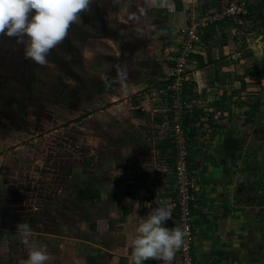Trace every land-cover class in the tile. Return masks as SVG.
Returning <instances> with one entry per match:
<instances>
[{
	"label": "crops",
	"instance_id": "obj_1",
	"mask_svg": "<svg viewBox=\"0 0 264 264\" xmlns=\"http://www.w3.org/2000/svg\"><path fill=\"white\" fill-rule=\"evenodd\" d=\"M245 1L251 12V47L247 49L229 26L221 24L207 31L188 71V109L183 125L190 137L191 170L202 186L193 215V253L201 264H217L220 259V264H264V206L258 213L257 200L258 80L264 85V78L244 75L246 66L251 65L264 75V0ZM200 3L144 1L143 16L131 25L142 41H134L126 49L130 54H120L111 44L103 56L111 64L103 83L110 84L112 101L117 103L114 107L128 106L127 116L117 120H128L131 133L150 134L145 149L131 144L113 154L108 165L110 176L96 179L93 197L83 196L94 202L96 214L85 218L83 235L76 239L91 250L80 264H86V258L89 264H128L138 218L161 203L167 204L172 187L171 160L160 129L167 121L168 105L160 94L189 12L201 11ZM125 61L142 78L121 81L118 74L127 73ZM235 75L244 76L245 88L255 96L249 101L246 97L233 110L230 100L235 98L237 82L230 78ZM224 88L229 90L222 95ZM119 90H128L127 98L118 97ZM227 141L232 150L226 149ZM246 153L251 154L252 168L246 164ZM164 226L175 227L174 215ZM145 264L162 262L149 260Z\"/></svg>",
	"mask_w": 264,
	"mask_h": 264
},
{
	"label": "rangeland",
	"instance_id": "obj_2",
	"mask_svg": "<svg viewBox=\"0 0 264 264\" xmlns=\"http://www.w3.org/2000/svg\"><path fill=\"white\" fill-rule=\"evenodd\" d=\"M144 1L91 0L65 40L50 51L46 66L26 59L24 45L16 38L0 35V264H23L27 258L28 246L18 230L22 223L31 229L29 243L47 247L48 264H80L90 254V248L76 241L83 235L85 218L96 214L94 202L83 196L93 197L96 179L110 176L113 154L131 144L145 149L150 134L128 131L129 121L117 120L127 116L128 106L114 107L117 103L110 93L95 91L111 66L103 57L108 46L130 54L126 49L142 41L131 25L143 16ZM123 64L127 73L118 74L121 81L142 78L130 63ZM242 78H230L237 82L235 98L230 100L233 110L246 97L249 101L255 96ZM260 84L258 80V213L264 206V85ZM185 91L184 102L189 95ZM128 94L119 90L118 97ZM169 126L166 121L160 130L167 134ZM188 143L190 149L189 136ZM250 157L246 153V164L252 168Z\"/></svg>",
	"mask_w": 264,
	"mask_h": 264
},
{
	"label": "clouds",
	"instance_id": "obj_3",
	"mask_svg": "<svg viewBox=\"0 0 264 264\" xmlns=\"http://www.w3.org/2000/svg\"><path fill=\"white\" fill-rule=\"evenodd\" d=\"M91 0H0V35L16 38L24 45V56L40 66L48 64L50 51L65 40L70 26L89 9ZM172 208L161 203L146 216L139 217L135 228L128 264H145L156 260L172 264L175 253L186 246L187 231L168 228ZM28 246L23 264H48L47 247L29 243L31 229L27 223L18 225Z\"/></svg>",
	"mask_w": 264,
	"mask_h": 264
},
{
	"label": "built area",
	"instance_id": "obj_4",
	"mask_svg": "<svg viewBox=\"0 0 264 264\" xmlns=\"http://www.w3.org/2000/svg\"><path fill=\"white\" fill-rule=\"evenodd\" d=\"M225 24L234 36L243 40L247 49L254 37L251 31V12L245 0H217L216 5L206 12L191 10L186 26L180 34V41L171 58V65L165 79V102L168 105L170 126L163 139L168 143L166 151L171 160L172 187L166 203L171 206L174 226L187 231L186 246L175 253L173 264H198L193 253L194 228L193 215L202 186L196 174L189 168L190 151L188 133L183 125L187 104L184 102L186 85L192 56L202 47L207 31Z\"/></svg>",
	"mask_w": 264,
	"mask_h": 264
},
{
	"label": "trees",
	"instance_id": "obj_5",
	"mask_svg": "<svg viewBox=\"0 0 264 264\" xmlns=\"http://www.w3.org/2000/svg\"><path fill=\"white\" fill-rule=\"evenodd\" d=\"M198 1L201 2L200 4H202V6H203L202 7L203 9H201V12H203V13L208 11L209 9L213 8L216 5V2H217V0H203V1L198 0ZM244 75L245 76H249V77H258V79H263L264 78V75L254 65H251L249 67L246 66ZM95 91H96L97 94H102L104 92L111 93L110 84L108 82L102 83L95 89ZM230 144H231L230 141H227L225 143L226 149H228V150H232L233 149V147ZM166 147L169 148V145H168L167 142H166ZM188 164H189V168L190 169L193 168V163H192L191 159L189 160ZM89 229L91 231H94V227L93 226H90Z\"/></svg>",
	"mask_w": 264,
	"mask_h": 264
}]
</instances>
